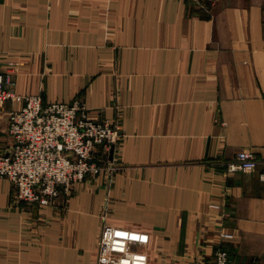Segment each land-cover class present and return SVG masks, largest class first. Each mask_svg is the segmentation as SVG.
Masks as SVG:
<instances>
[{"label": "crops", "instance_id": "obj_1", "mask_svg": "<svg viewBox=\"0 0 264 264\" xmlns=\"http://www.w3.org/2000/svg\"><path fill=\"white\" fill-rule=\"evenodd\" d=\"M15 66L18 94L82 99L124 138L111 185L42 211L0 177V264H96L105 222L149 234L148 264H264V0H0V71ZM21 105L0 111V153ZM244 150L258 167L230 173Z\"/></svg>", "mask_w": 264, "mask_h": 264}, {"label": "built area", "instance_id": "obj_2", "mask_svg": "<svg viewBox=\"0 0 264 264\" xmlns=\"http://www.w3.org/2000/svg\"><path fill=\"white\" fill-rule=\"evenodd\" d=\"M15 69L0 71V111H5L7 103L22 104L6 111L11 146L0 153V177L14 185L16 203L42 211L61 195L67 199L76 185L88 180L103 177L111 185L118 170L111 151L115 154L124 138L119 122L92 118L82 99L45 104L40 95L18 94ZM258 164L256 155L244 150L227 169L230 173L251 172ZM212 208L221 209L219 205ZM220 236L223 240L235 237L225 231ZM149 242L147 233L105 222L97 241L96 264H148L146 253L137 248ZM205 264L237 263L226 250L218 249Z\"/></svg>", "mask_w": 264, "mask_h": 264}, {"label": "water", "instance_id": "obj_3", "mask_svg": "<svg viewBox=\"0 0 264 264\" xmlns=\"http://www.w3.org/2000/svg\"><path fill=\"white\" fill-rule=\"evenodd\" d=\"M113 155H114V149H112L111 151V159L113 158Z\"/></svg>", "mask_w": 264, "mask_h": 264}]
</instances>
